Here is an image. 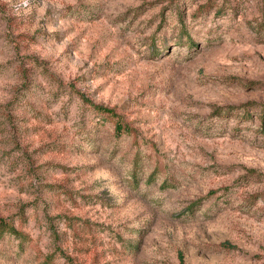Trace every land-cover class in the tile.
Wrapping results in <instances>:
<instances>
[{
	"label": "rangeland",
	"instance_id": "rangeland-1",
	"mask_svg": "<svg viewBox=\"0 0 264 264\" xmlns=\"http://www.w3.org/2000/svg\"><path fill=\"white\" fill-rule=\"evenodd\" d=\"M0 218V264H264V0H0Z\"/></svg>",
	"mask_w": 264,
	"mask_h": 264
},
{
	"label": "trees",
	"instance_id": "trees-1",
	"mask_svg": "<svg viewBox=\"0 0 264 264\" xmlns=\"http://www.w3.org/2000/svg\"><path fill=\"white\" fill-rule=\"evenodd\" d=\"M94 109L97 111H101L104 115L103 117L106 118L108 121L111 122L113 131L115 134H121L123 132L129 133V128L126 124L122 123V121L113 113L112 109L102 107L100 105H92ZM11 233L16 237H19L20 232H18L11 224H7L5 219L0 218V237L4 233Z\"/></svg>",
	"mask_w": 264,
	"mask_h": 264
}]
</instances>
